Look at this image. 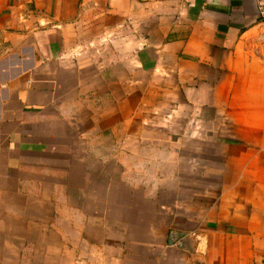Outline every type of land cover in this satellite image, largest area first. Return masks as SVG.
<instances>
[{
	"label": "crops",
	"instance_id": "obj_1",
	"mask_svg": "<svg viewBox=\"0 0 264 264\" xmlns=\"http://www.w3.org/2000/svg\"><path fill=\"white\" fill-rule=\"evenodd\" d=\"M0 264H264L253 0H0Z\"/></svg>",
	"mask_w": 264,
	"mask_h": 264
},
{
	"label": "built area",
	"instance_id": "obj_2",
	"mask_svg": "<svg viewBox=\"0 0 264 264\" xmlns=\"http://www.w3.org/2000/svg\"><path fill=\"white\" fill-rule=\"evenodd\" d=\"M253 1L256 3V6H257V14H258L259 20L264 22V0H253ZM75 56L77 57L79 56V54L76 53Z\"/></svg>",
	"mask_w": 264,
	"mask_h": 264
},
{
	"label": "water",
	"instance_id": "obj_3",
	"mask_svg": "<svg viewBox=\"0 0 264 264\" xmlns=\"http://www.w3.org/2000/svg\"><path fill=\"white\" fill-rule=\"evenodd\" d=\"M180 239V238H182V235L181 234H176V235H172L171 237H170V244H172L173 243V241H175V240H177V239Z\"/></svg>",
	"mask_w": 264,
	"mask_h": 264
},
{
	"label": "rangeland",
	"instance_id": "obj_4",
	"mask_svg": "<svg viewBox=\"0 0 264 264\" xmlns=\"http://www.w3.org/2000/svg\"><path fill=\"white\" fill-rule=\"evenodd\" d=\"M94 49H96L98 52L104 50L102 47L94 48ZM94 49H93V50H94ZM90 51H91V50H90Z\"/></svg>",
	"mask_w": 264,
	"mask_h": 264
}]
</instances>
